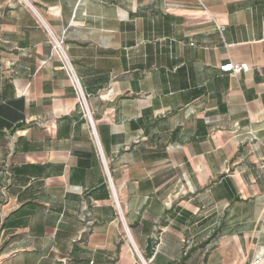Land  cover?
Wrapping results in <instances>:
<instances>
[{
    "label": "crops",
    "instance_id": "obj_1",
    "mask_svg": "<svg viewBox=\"0 0 264 264\" xmlns=\"http://www.w3.org/2000/svg\"><path fill=\"white\" fill-rule=\"evenodd\" d=\"M258 258L264 0H0V264Z\"/></svg>",
    "mask_w": 264,
    "mask_h": 264
},
{
    "label": "built area",
    "instance_id": "obj_2",
    "mask_svg": "<svg viewBox=\"0 0 264 264\" xmlns=\"http://www.w3.org/2000/svg\"><path fill=\"white\" fill-rule=\"evenodd\" d=\"M56 48L58 50V52L60 53V56L63 60V65H64V68L68 71V73L70 74V76L72 77L75 85L79 88V80L78 78L76 77V74H75V71H74V68H73V65H72V62L70 61L69 57L67 56L65 50L63 49V47L61 45H56ZM248 69V66L246 64H233V63H229V64H226V65H223L221 67V70H224V71H230L234 74H238L240 71L242 70H247ZM261 261L260 258H258L255 263H259Z\"/></svg>",
    "mask_w": 264,
    "mask_h": 264
}]
</instances>
